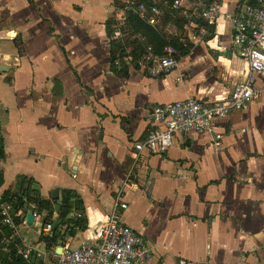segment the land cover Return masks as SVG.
Wrapping results in <instances>:
<instances>
[{
	"label": "crops",
	"instance_id": "obj_1",
	"mask_svg": "<svg viewBox=\"0 0 264 264\" xmlns=\"http://www.w3.org/2000/svg\"><path fill=\"white\" fill-rule=\"evenodd\" d=\"M220 1L217 23L187 24L207 33L182 40L178 66L153 78L137 65L147 43L133 17L119 21L121 0H0V207L12 201L20 222L34 217L21 225L29 259L0 221L7 251L19 243L16 257L42 264L52 250L97 240L125 202L124 223L152 252L144 264H264V93L215 122L219 148L196 131L163 156L134 147L154 127L153 107L219 102L250 77L228 20L243 0ZM167 18L158 28L171 33ZM121 50L132 60L118 64ZM255 79L264 91V74Z\"/></svg>",
	"mask_w": 264,
	"mask_h": 264
},
{
	"label": "built area",
	"instance_id": "obj_2",
	"mask_svg": "<svg viewBox=\"0 0 264 264\" xmlns=\"http://www.w3.org/2000/svg\"><path fill=\"white\" fill-rule=\"evenodd\" d=\"M115 9L123 25L133 17L156 28L162 25L168 14L184 20L190 26L196 19L213 26L221 17L222 3L220 0H121ZM228 20L233 29V47L249 65L248 80L237 84L226 99L212 104L187 99L153 107L149 120L154 127L145 139L135 143L137 152L147 150L152 155L163 156L178 134L190 131L214 134L212 144L219 148L223 135L216 133L215 122L263 96L264 91L257 87L255 75L264 74V0H243L240 8ZM199 33L204 35L207 30L202 29ZM123 36L120 27L115 29V38L122 39ZM137 37L145 40L140 34ZM116 58L119 64L121 61L129 62L133 57L121 50ZM179 58V53L171 45L162 53H157L152 45L146 44L137 65L147 68L151 77L158 78L174 70ZM127 208V203L121 202L113 209L97 240L81 241L76 248L66 244L60 253L52 250L42 264H144L150 261L152 252L147 242L122 219V213ZM0 216L3 226L11 231L12 236L24 242V250L18 252L19 256L29 259L34 248L27 239L22 238L19 228L30 224L19 221V211L10 203L1 205ZM60 227L62 231L69 230V224ZM52 231L53 225L48 223L42 227L40 234Z\"/></svg>",
	"mask_w": 264,
	"mask_h": 264
},
{
	"label": "trees",
	"instance_id": "obj_3",
	"mask_svg": "<svg viewBox=\"0 0 264 264\" xmlns=\"http://www.w3.org/2000/svg\"><path fill=\"white\" fill-rule=\"evenodd\" d=\"M129 24L135 32L142 33L146 37V39H147L146 43L147 44H151L152 46H154L155 51L157 53H161L158 51V48L160 50V48L165 46L166 42H165L164 36L161 35V33L157 31L158 29L153 28V27L145 24L144 22H142L141 20H139L137 18H131V20L129 21ZM6 203H10V204L14 205V203L12 201H9ZM14 207H15V210L18 211V208L15 205H14ZM0 221H1V216H0ZM4 232H6L7 236H9V234H12L11 231L8 229L5 230ZM2 239L4 240L3 232H0V257H1L0 264H25L22 257H16L15 256L17 248H18V246H20V244L17 243L16 245H18V246H16V245L11 246L10 247L11 253H6L5 252L6 246H5V243H3Z\"/></svg>",
	"mask_w": 264,
	"mask_h": 264
},
{
	"label": "rangeland",
	"instance_id": "obj_4",
	"mask_svg": "<svg viewBox=\"0 0 264 264\" xmlns=\"http://www.w3.org/2000/svg\"><path fill=\"white\" fill-rule=\"evenodd\" d=\"M167 22L169 24H171V27L170 28H171V30H173V32H171V33L170 32H165V30H161L158 27L156 28V29H158L157 31L160 32L161 35L164 36V39H165V42H166V44H165L164 47L160 48V50L158 48V51L161 52V53L163 52V50L166 47H168L170 45L171 46L174 45L173 47L177 50V52L179 53V55H182V54L185 53V49H183L182 47H180L182 40H189V41H192V42L193 41L196 42V40H195L196 37H197V39H199V37H203L204 36V35H201L200 33L195 34L194 32L190 31L188 29L189 26L187 25V23L184 20H181V19H178V18H172L171 17V18H167ZM167 24H166V20H165V25H167ZM144 41L147 42V39H145ZM123 45H128V44L122 42L120 45H117V47H115V51H117ZM148 45H151V44H148ZM154 50H155V48H154ZM19 232H20L22 238L28 239L27 238L28 235L25 232V230L22 229V227L19 228ZM5 252L6 253H11V252H9L7 250ZM0 259H1V257H0Z\"/></svg>",
	"mask_w": 264,
	"mask_h": 264
},
{
	"label": "water",
	"instance_id": "obj_5",
	"mask_svg": "<svg viewBox=\"0 0 264 264\" xmlns=\"http://www.w3.org/2000/svg\"><path fill=\"white\" fill-rule=\"evenodd\" d=\"M3 68H4V67L0 65V70H1V71H4ZM57 194H58V191H57ZM56 208L59 209V206H57ZM33 219H34L33 215H29L28 223H29V224L33 223ZM61 250H62V249H59L58 253H60Z\"/></svg>",
	"mask_w": 264,
	"mask_h": 264
}]
</instances>
